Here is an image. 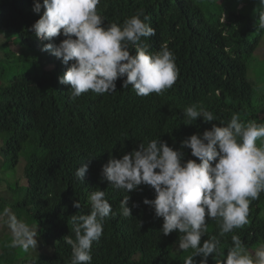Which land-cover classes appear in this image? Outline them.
Returning a JSON list of instances; mask_svg holds the SVG:
<instances>
[{
	"label": "trees",
	"instance_id": "1",
	"mask_svg": "<svg viewBox=\"0 0 264 264\" xmlns=\"http://www.w3.org/2000/svg\"><path fill=\"white\" fill-rule=\"evenodd\" d=\"M33 5L34 0H0V36L13 38L20 46L19 54H13L9 41L0 44V189L4 193L0 212L7 208L37 229L38 247L20 259L17 251L24 250L11 246L6 218H0L4 231L0 264H71L72 250L63 237L74 238L71 216L90 212L88 196L95 190L105 191L115 215L105 218L103 234L92 244L91 264H184L192 250L174 248L179 232L165 236L163 218L143 203L155 198L154 189L144 184L129 193L115 189L102 177V165L152 139L182 151L184 160L199 162L190 149L181 148L184 139L202 134L212 123H227L234 114L245 124L264 123V85L257 84L254 71L249 73L253 62H264L259 0H99L97 12L106 25H122L143 10L156 34L142 41L150 52L168 47L175 57L177 79L159 94L138 96L131 85L123 88V78H118L115 92L89 90L75 100L70 99V85L59 82L71 62L66 65L43 50L45 44H59L64 37L52 41L36 37L30 29L44 9L36 13ZM129 50L135 54L134 46L129 45ZM12 59L17 63L12 64ZM191 105L211 111L217 120L205 123L197 118L189 124L183 110ZM257 146H262L259 139ZM22 155L25 176L11 183L3 177L21 165ZM83 163L89 167L81 181L75 171ZM126 195L130 217L120 210ZM74 200H79L80 208L72 206ZM206 222L201 243L216 236L217 254L227 255L233 235L247 248L259 247L264 243V191L250 200L244 226L220 236L217 221L206 217ZM200 259L194 257L197 264ZM208 262L215 264L212 255Z\"/></svg>",
	"mask_w": 264,
	"mask_h": 264
},
{
	"label": "clouds",
	"instance_id": "2",
	"mask_svg": "<svg viewBox=\"0 0 264 264\" xmlns=\"http://www.w3.org/2000/svg\"><path fill=\"white\" fill-rule=\"evenodd\" d=\"M98 3L99 0H43L41 4L34 0V12L40 13L42 8L44 11L30 30L44 41L64 37L59 44H45L43 50H50L66 65L71 62L59 78L60 83L70 85V99L75 100L89 90L97 94L115 92L118 78H123V88L131 85L138 96L159 94L172 87L178 74L175 57L166 45L150 52L143 43L142 38L156 34L146 23L149 17L143 10L125 19L122 25H106L97 12ZM259 5L258 29L264 31V0H259ZM129 45L134 46L135 54L130 52ZM183 115L189 124L197 118L205 123L217 120L211 111L197 105L186 107ZM258 139L262 146H257ZM185 147L199 162L184 160L182 151L152 139L141 142L122 158L110 157L102 165V177L113 188L127 193L142 184L154 189L155 198H145L143 203L154 209L156 217L163 218L161 232L165 236L179 232L178 246L174 248L192 250L184 264H197V256L201 257L199 264H212L208 262L210 255L215 264H264V243L255 249L247 248L233 235L226 256L217 254L220 240L216 236L201 243L208 230L206 217L217 221L220 236L248 223L250 200L264 191V123L245 124L234 114L227 123H212L202 134L184 139L181 148ZM24 167H17L20 177L25 176L20 173ZM88 167L83 163L75 176L84 181ZM129 199L126 195L120 203L124 217L131 216ZM88 202L89 213L71 216L74 238L63 237L72 250L71 264H91L92 244L101 238L105 218L115 215L105 191H91ZM72 206L80 208L79 200H74ZM0 218H6L12 247L19 246L25 252L37 249V229L10 214L7 208L0 212Z\"/></svg>",
	"mask_w": 264,
	"mask_h": 264
},
{
	"label": "rangeland",
	"instance_id": "3",
	"mask_svg": "<svg viewBox=\"0 0 264 264\" xmlns=\"http://www.w3.org/2000/svg\"><path fill=\"white\" fill-rule=\"evenodd\" d=\"M264 38V37H263ZM8 39V40H7ZM5 41H9V48H10V51L13 53V54H19L20 52V46L18 44L17 41H15V39L13 38H8L7 36H3L1 35L0 36V44H3ZM262 47H264V40L262 39V43H261ZM0 57L2 58V52L0 51ZM13 63H17V59H12V64ZM259 66V67H258ZM5 67L7 68V71H9V68H8V65L6 64ZM47 68V66H45ZM48 69V68H47ZM254 71L255 73V76H256V79H257V84H263L264 85V62H261L260 64H256L253 62V64H251V67H250V71L249 73L252 74ZM261 76V77H259ZM257 91V90H256ZM20 161H21V167H24V165L26 164L25 160H24V155H22V157L20 158ZM1 162V161H0ZM24 170H25V167L20 169V173H24ZM19 168H17V170H14V171H11L9 172L8 174H6L3 178H7V180L11 183H15L17 181L20 180V175H19ZM0 173H2V167H1V163H0ZM21 176H23V174H21ZM4 183L6 184V181H4ZM24 183V182H23ZM1 188L3 189L4 188V185L2 184L1 185ZM6 191V190H5ZM0 196H4V193H1ZM5 209V208H4ZM3 209V210H4ZM2 210V211H3ZM1 211V212H2ZM9 230V229H7ZM11 232V231H10ZM3 232H0V234H3ZM2 241V239H1ZM18 251H21V250H18ZM17 251L18 255L20 256V259H24L26 258L27 254L25 253L23 255V253L25 251H21L20 253ZM49 251V250H48ZM199 264V263H198Z\"/></svg>",
	"mask_w": 264,
	"mask_h": 264
},
{
	"label": "crops",
	"instance_id": "4",
	"mask_svg": "<svg viewBox=\"0 0 264 264\" xmlns=\"http://www.w3.org/2000/svg\"><path fill=\"white\" fill-rule=\"evenodd\" d=\"M0 232H1V227H0Z\"/></svg>",
	"mask_w": 264,
	"mask_h": 264
}]
</instances>
